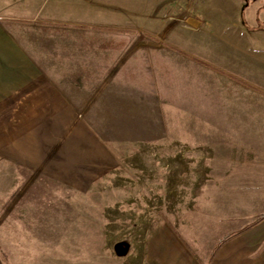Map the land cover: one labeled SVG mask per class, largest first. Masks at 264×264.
<instances>
[{
	"label": "crops",
	"instance_id": "crops-1",
	"mask_svg": "<svg viewBox=\"0 0 264 264\" xmlns=\"http://www.w3.org/2000/svg\"><path fill=\"white\" fill-rule=\"evenodd\" d=\"M120 151L165 156L133 264H264V0H0V264H55L43 189Z\"/></svg>",
	"mask_w": 264,
	"mask_h": 264
},
{
	"label": "rangeland",
	"instance_id": "rangeland-1",
	"mask_svg": "<svg viewBox=\"0 0 264 264\" xmlns=\"http://www.w3.org/2000/svg\"><path fill=\"white\" fill-rule=\"evenodd\" d=\"M97 14L105 19V9ZM120 153L118 171L97 181L87 194L43 189L59 191L55 198L47 192L40 210L46 214L42 226L56 230L55 235L40 237L48 248L52 243L55 264H133L140 259L135 243L141 245L149 228L163 221L169 201L165 168L160 166L165 156L156 151ZM154 165L159 172L153 171ZM120 242L128 245L123 255L115 251Z\"/></svg>",
	"mask_w": 264,
	"mask_h": 264
},
{
	"label": "water",
	"instance_id": "water-1",
	"mask_svg": "<svg viewBox=\"0 0 264 264\" xmlns=\"http://www.w3.org/2000/svg\"><path fill=\"white\" fill-rule=\"evenodd\" d=\"M127 250H128V245L124 242L117 243L115 246V251L119 255L125 254Z\"/></svg>",
	"mask_w": 264,
	"mask_h": 264
},
{
	"label": "trees",
	"instance_id": "trees-1",
	"mask_svg": "<svg viewBox=\"0 0 264 264\" xmlns=\"http://www.w3.org/2000/svg\"><path fill=\"white\" fill-rule=\"evenodd\" d=\"M263 217H264V214L261 215L255 222H257L258 220L262 219ZM227 238H229V236L225 237L224 240L227 239Z\"/></svg>",
	"mask_w": 264,
	"mask_h": 264
}]
</instances>
